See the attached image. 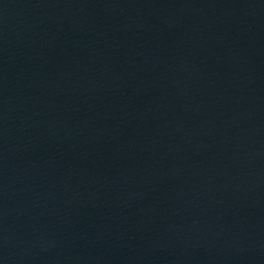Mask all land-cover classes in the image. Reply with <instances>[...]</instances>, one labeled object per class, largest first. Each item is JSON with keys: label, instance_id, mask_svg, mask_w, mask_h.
Listing matches in <instances>:
<instances>
[{"label": "water", "instance_id": "obj_1", "mask_svg": "<svg viewBox=\"0 0 264 264\" xmlns=\"http://www.w3.org/2000/svg\"><path fill=\"white\" fill-rule=\"evenodd\" d=\"M0 264H264V0H0Z\"/></svg>", "mask_w": 264, "mask_h": 264}]
</instances>
